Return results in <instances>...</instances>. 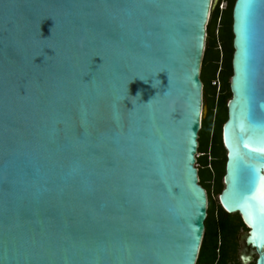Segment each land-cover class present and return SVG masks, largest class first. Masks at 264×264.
I'll return each mask as SVG.
<instances>
[{"label":"water","instance_id":"water-1","mask_svg":"<svg viewBox=\"0 0 264 264\" xmlns=\"http://www.w3.org/2000/svg\"><path fill=\"white\" fill-rule=\"evenodd\" d=\"M211 7L0 0V264H196ZM232 34L218 201L264 264V0H235Z\"/></svg>","mask_w":264,"mask_h":264},{"label":"trees","instance_id":"trees-1","mask_svg":"<svg viewBox=\"0 0 264 264\" xmlns=\"http://www.w3.org/2000/svg\"><path fill=\"white\" fill-rule=\"evenodd\" d=\"M225 1L226 7L221 13L216 8L210 14L200 70L203 105L207 112L198 133L197 153L200 156L196 164L208 208L196 264H243L239 233L246 227L239 214H227L216 199L224 189L227 153L222 142V127L227 121V103L232 96V10L235 0ZM217 81L219 88L213 85Z\"/></svg>","mask_w":264,"mask_h":264},{"label":"rangeland","instance_id":"rangeland-1","mask_svg":"<svg viewBox=\"0 0 264 264\" xmlns=\"http://www.w3.org/2000/svg\"><path fill=\"white\" fill-rule=\"evenodd\" d=\"M203 108L205 109V105H203ZM205 114V110L203 111V115ZM216 199L218 201V197L216 196ZM247 233V229H243L239 233V239H240V248H239V253L242 255L243 251L245 250V243H244V238ZM246 256L250 257L249 261H244L243 264H255V261L257 259V256L252 248L247 247L246 252H244Z\"/></svg>","mask_w":264,"mask_h":264},{"label":"built area","instance_id":"built-area-1","mask_svg":"<svg viewBox=\"0 0 264 264\" xmlns=\"http://www.w3.org/2000/svg\"><path fill=\"white\" fill-rule=\"evenodd\" d=\"M226 7V1L225 0H212V7L211 12L214 11L216 8L219 9V12L221 13ZM209 20V19H208ZM220 49V47H219ZM213 85H216L219 88V83L213 82ZM200 155L197 153L196 158H198ZM198 167V165H196Z\"/></svg>","mask_w":264,"mask_h":264},{"label":"snow or ice","instance_id":"snow-or-ice-1","mask_svg":"<svg viewBox=\"0 0 264 264\" xmlns=\"http://www.w3.org/2000/svg\"><path fill=\"white\" fill-rule=\"evenodd\" d=\"M245 147H248V145L246 144ZM253 151H260V152H264V147L261 148H256V149H252ZM262 199H264V197H262Z\"/></svg>","mask_w":264,"mask_h":264},{"label":"flooded vegetation","instance_id":"flooded-vegetation-1","mask_svg":"<svg viewBox=\"0 0 264 264\" xmlns=\"http://www.w3.org/2000/svg\"><path fill=\"white\" fill-rule=\"evenodd\" d=\"M241 256H242V255L240 254V258H241ZM241 260H242V259H241ZM255 263H256V261H255Z\"/></svg>","mask_w":264,"mask_h":264},{"label":"crops","instance_id":"crops-1","mask_svg":"<svg viewBox=\"0 0 264 264\" xmlns=\"http://www.w3.org/2000/svg\"><path fill=\"white\" fill-rule=\"evenodd\" d=\"M207 112V111H206Z\"/></svg>","mask_w":264,"mask_h":264}]
</instances>
